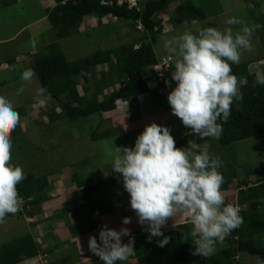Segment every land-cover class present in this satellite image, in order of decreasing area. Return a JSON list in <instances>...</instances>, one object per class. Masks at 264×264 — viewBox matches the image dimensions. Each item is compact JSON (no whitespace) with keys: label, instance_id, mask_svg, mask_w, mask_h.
I'll return each mask as SVG.
<instances>
[{"label":"trees","instance_id":"16d2710c","mask_svg":"<svg viewBox=\"0 0 264 264\" xmlns=\"http://www.w3.org/2000/svg\"><path fill=\"white\" fill-rule=\"evenodd\" d=\"M15 1L0 0V3L7 4ZM52 1L53 4L45 9V18L56 39L74 34L79 31V28L83 29L82 26L89 23L90 26L98 28L120 19L128 20L131 28L138 32L139 37L132 38L131 41L115 48L97 51L92 55L74 61H67L61 51L51 48L55 43L51 37L47 40V42L50 40L49 44L45 42L47 48L44 53L38 55L35 53L33 58H31L33 53H29V62L27 64L23 63V65H26L25 69H33L39 88L44 89V93L55 102V108H59V112L51 110L43 113L48 122H54L61 118L75 122L89 116L112 112L116 109L119 101L126 104L124 107L129 111L131 110L133 115H136L137 106L135 102L137 98L150 90L148 82L156 78L155 71L152 68L157 59L153 51V43L157 35L164 30L165 23L170 24V26L171 24L181 25L206 18L205 12L191 0H135V6H129L127 0ZM258 1L260 0L254 1L253 4L258 6ZM162 14L166 15L165 19L161 18ZM259 19L260 23L258 25L260 27L256 28V40L264 49V11ZM1 62L8 63V60L6 58L1 59ZM111 62L113 63V72L120 81L115 88L103 94L104 87L107 86L106 72L99 69L96 78V74L90 71V67H100ZM248 65L249 61L231 65V73L236 76L238 81L239 98H233L230 105L229 119L227 123L223 124V132L218 140L221 145H230L235 141L254 137L264 132V84L257 83L258 76L249 72ZM262 78H264V75ZM91 79H94L91 89L78 88L79 84L82 82L88 83ZM99 96H101L100 99ZM41 107L39 106L37 110L42 112L43 108L40 109ZM15 110L19 113V109ZM217 122L220 123V121ZM95 127L96 129L90 132L92 140L112 137L113 131L111 129L100 130L99 123H96ZM19 129L20 125H17L10 133V138L18 134ZM117 132L125 135L121 130H117ZM206 139L209 141L212 138ZM190 142L202 143L197 136L189 135L188 132L183 137L175 140V146L177 148L189 147ZM106 170L108 172L112 171L111 169ZM249 170L241 169L240 171L247 174ZM219 171L224 179L221 185L222 191H227L229 185L233 181L235 182L236 200L240 207L238 209L242 223L232 230L223 242H218L224 243L225 246L217 254L214 249L215 252L207 257L192 255L194 246L191 243L190 231L192 225L190 220L179 222L183 221L180 219L177 221L178 223L170 225L173 221L170 219L168 221L169 225L162 229L164 235L169 237V243L163 248L158 247L156 243L162 237H153L151 240L146 239L148 233L143 231L141 226L136 223L137 229H140L136 231L133 228L130 232L134 238V253L126 261L117 262V264H126V262L131 264H237L238 262L234 257L237 256L238 252L255 255L260 261L264 262V173H259L261 176L256 175L257 177L251 181L248 174L243 175L245 176L243 177L237 173L238 170L233 168H223ZM257 172L258 169L255 174ZM110 175L104 182L95 181L92 185L87 186L82 183V179L72 174L70 179L76 186L72 192L74 197L72 198L76 201V206L83 207V204L89 201L86 209H88L90 215L95 212L94 215L97 216L100 213L102 216L110 212L107 202L110 198L115 197V193H108L106 189L109 190L112 186L118 184L122 185L118 174L113 175L111 173ZM25 177L16 185L17 192L22 198V209L13 214L14 216L6 214L3 220L7 218L19 220L23 214H27L32 218L36 213L31 207L50 198L47 195L48 185L45 175L26 174ZM120 190H123V187ZM99 192L101 196L92 199L94 200L92 201L91 196L96 193L99 194ZM225 203L235 204L226 201ZM36 210H39V208ZM77 210L73 211L75 215L78 214ZM64 212L61 211L51 217V223L56 225L57 221L62 220ZM75 217L73 215L71 221L63 223L71 238L79 237L93 230H97V232L92 236H97L98 220L88 219L86 221L79 218L81 222ZM131 225L130 227H132ZM55 237H57L56 234ZM127 240L128 237H125L123 242L127 243ZM145 242L148 243V248L143 247ZM40 247V243H36L30 233L12 237L0 245V264H18L34 258L39 254ZM61 248H58L57 251H60ZM73 249L77 250L80 255L90 253L87 248V241L84 240L79 241L76 247L65 253L55 252V255H53V249H46L44 252L52 257V262L49 264H75L76 259L73 251L71 252ZM132 257H134V262L131 260ZM92 259L93 264H102L95 255Z\"/></svg>","mask_w":264,"mask_h":264},{"label":"rangeland","instance_id":"374dc122","mask_svg":"<svg viewBox=\"0 0 264 264\" xmlns=\"http://www.w3.org/2000/svg\"><path fill=\"white\" fill-rule=\"evenodd\" d=\"M191 1L205 12L206 18L204 20H195L189 24L181 25L171 24L170 26V24L165 23L164 30L157 35L153 43V51L156 57L160 58L168 55L164 48V41L172 36H178L184 31H191L195 34L197 30L207 27H214L221 31L225 28H231L233 33H236L239 32L243 26L251 28L254 25H258L260 23L259 16L264 11V0L258 1V6L253 4L256 0ZM51 4H53L52 0H16L13 3H0V60L6 58L9 63V65H7L8 63L6 64L7 68L3 70L0 69V83L5 82L0 86V94L10 97L14 102L15 109H19L20 111L18 114L20 118L18 123V125H20L19 132L13 138H10L12 142L10 162L13 163V165H19L23 169L25 175L32 173L36 176L43 175L47 169H73L74 166L72 162L78 161L83 157L90 160L89 164L94 165H91L90 169L96 170L101 166H103V169H111L112 161L117 154L116 147H131L137 135L142 132V129H144L148 123L139 124L136 126V129L133 128L128 130L129 127H133V125L125 123L124 121H126V119L122 117L123 114H116L115 112H105L96 116L78 119L75 122H70L66 118L48 122L43 113L51 110L59 112V108H55V102L52 101L46 93L39 94L40 88L35 75L30 82L21 80V73L25 68L21 64L14 62V60H16L14 55L19 54L22 55L23 59H26L29 57V53H33L31 58H33L35 53L37 55L42 54L46 51L47 43L49 44L50 42V40L48 42L47 40L51 37L55 42L51 48L61 51L67 61H74L92 55L97 51H104L125 44L131 41L132 38H138V32L131 28L128 20L120 19L98 28L90 26L89 23L82 26L83 29L79 28V31L74 34L56 39L44 16L45 9ZM161 16L162 19L166 18L164 14ZM231 17L238 18L242 23L234 25L225 24V21ZM256 35L257 33L255 30L250 38L252 44L251 50L242 51L238 63L249 61V72L255 73L258 77H262L264 75V49L256 40ZM171 65H174L173 59L171 60ZM99 69L106 72L107 86L104 87L102 92L105 94L115 88L120 79H118L113 72L112 62L100 67H90V71L96 74V78ZM170 71L171 69L168 68L165 71L166 75ZM93 80L94 79H91L88 83L82 82L78 85V88L91 89L93 87ZM153 83L155 82L150 80L148 86L151 88ZM155 86L157 87V83ZM21 87L23 88V92L17 95L16 90ZM145 95L146 105L144 104L143 107L139 108L140 116L145 114L159 116L155 117L156 121L153 122L168 127L174 140L179 139L185 126L182 125L178 117L169 112L171 109L165 112L166 109L160 107L162 104H159V102L162 94L155 90H149ZM101 96L98 98L100 99ZM38 99L43 101L39 104V106H42L40 109L43 108L42 112L37 110L39 107L33 105V103H38ZM28 100L30 103H26ZM125 105L126 104L119 101L118 106L120 108ZM122 118L124 119L122 120ZM127 118L129 121L133 119L130 116H127ZM107 119H112L111 123L113 122L114 124H109ZM96 123H99L100 130L105 128L111 129L113 131L112 137L104 138L100 141L92 140L90 138V132L96 129ZM119 124H124L125 127ZM23 129H26V131H23ZM117 130H121L125 135L117 132ZM130 134L133 136H130ZM208 143L210 145V151L220 158L222 164L220 169L233 168L238 170L237 173L241 176L248 174V178L251 177V181L257 177L255 174L257 169L261 170V174L264 173V132L254 137L235 141L230 145H221L218 143V140L215 139L209 140ZM241 169L250 170L246 174V172L240 171ZM106 172L107 175L113 173L112 171ZM59 176L60 180L50 178L51 181L56 182L58 186H54V182L52 183L51 191L47 192L50 200L46 201L45 206L40 203V206L44 207L42 211L37 213L33 205L31 208L36 214L32 218L27 219L26 217H21L20 220L8 218L7 220L0 221V245L12 237L14 238L31 232L34 241L41 245L39 254L33 258L31 263L49 264L52 262V257L44 252L46 249H53V255H55V252L65 253L69 249L76 247L78 241H81L84 237L92 236L97 232V230H93L79 237L71 238L63 223L71 221L73 215L76 216L75 218H78L77 220L79 221L82 219L86 221H88V219L92 221L98 220V231L102 225H107L112 229L126 227L130 232L133 228L136 231L140 229L136 227V218L133 211L128 206V194L124 189L117 190L116 196L119 197L120 200H118L119 198L117 199V197L108 200L107 207L110 208V212L102 216L100 213H98L99 215L97 216L94 215L95 212H93V215H90L88 209H86V205H89V201L84 204L82 203L84 205L83 207L76 206L77 203L73 200L74 197L72 196V192L75 190L76 186L72 181L67 180L70 176L67 175L66 178L65 171L59 173ZM85 181V185H92V181L89 180V178L86 177ZM121 187L123 186L121 185ZM110 190L111 189H106L108 193H111ZM235 192V182L233 181L232 185H230V190L223 193L227 198L225 201L236 202ZM92 197H97V195L93 194ZM121 202L124 204L120 206L119 204ZM75 209H78L77 215L73 213ZM61 211H65L63 219L57 221L56 225L51 223V217H54L55 214ZM11 216L14 215L11 214ZM126 216L131 217V223L122 225L120 222L119 224V221ZM79 218H81V220ZM180 219L183 221L190 220L186 213L179 214L175 220L177 222ZM176 222L173 220L170 225ZM130 224H132V228ZM53 225L55 226L52 227ZM118 225L120 226L117 227ZM168 225L167 223L165 227ZM55 230L56 232H54ZM41 234L45 235L42 240L39 238ZM55 234L57 237H55ZM147 244L148 243L145 242L143 247L148 248L149 245ZM224 246V243L215 244L214 249L216 252L213 250L211 254L214 252L217 254ZM60 247H62L61 250L57 251ZM75 249L71 250L76 259L75 264H93L92 258L94 255L92 253L80 255ZM234 259L237 260V264H261L262 262L257 256L246 252H238ZM131 260L134 262V257H132ZM126 264L131 263L126 262Z\"/></svg>","mask_w":264,"mask_h":264},{"label":"clouds","instance_id":"9594fccd","mask_svg":"<svg viewBox=\"0 0 264 264\" xmlns=\"http://www.w3.org/2000/svg\"><path fill=\"white\" fill-rule=\"evenodd\" d=\"M127 3L135 6V0ZM241 23L235 17L225 21L227 25ZM259 27L243 26L236 33L231 28L221 31L214 27L199 29L195 34L184 31L164 41L168 55L154 62L169 57L171 68L174 60L171 81L175 87L167 95L171 113L190 130L189 135L204 141L177 148L169 128L152 122L137 135L131 147H116L111 170L119 175L128 194V206L136 222L148 233L146 239L162 237L156 241L158 247L169 243L162 229L181 213H186L192 225V255L203 257L210 255L214 245L223 242L242 223L239 207L225 203L221 190L224 179L219 171L222 164L219 156L210 151L206 138L221 137L233 98H239L238 81L231 73V65L240 61L242 51L251 50L250 38ZM165 74L161 80L156 76L152 81L162 82ZM34 75L33 69L28 68L20 78L30 82ZM164 83L169 86V80ZM257 83L264 84V78L257 77ZM44 91L40 89L39 94ZM22 92V87L16 90L17 95ZM19 119L13 100L0 94V221L6 214L22 209L16 185L26 177L19 165L10 162V133ZM121 223H131V217H123ZM123 237H128L127 243L122 242ZM133 245L134 238L126 227L116 230L102 225L97 236L87 238L88 251L102 264L126 261L134 253Z\"/></svg>","mask_w":264,"mask_h":264},{"label":"crops","instance_id":"0c3cea01","mask_svg":"<svg viewBox=\"0 0 264 264\" xmlns=\"http://www.w3.org/2000/svg\"><path fill=\"white\" fill-rule=\"evenodd\" d=\"M45 16V15H44ZM29 55V54H28ZM14 58L16 59V60H14V62L15 63H17V64H21L24 68L26 67V65H23V63H25V64H27L28 62H29V60L28 59H30V57H27L26 59H23V57H22V55H19V54H15L14 55ZM158 58V57H157ZM1 63H3V64H1ZM0 63V69L1 70H3V69H5V68H7L6 66L7 65H9V64H7V62H1ZM7 64V65H6ZM171 71L166 75L165 74V77H164V79H163V81L162 82H155V83H153V86L150 88L149 87V89L152 91V90H155L156 92H158V93H160V94H162L161 95V99H160V102H159V104H162L160 107L161 108H165L166 110H165V112H168L169 111V109H170V106H169V104H168V101H167V95H168V93L171 91V89L173 88V87H175V82L174 81H171V74H172V72L174 71V65H171ZM165 79H167V80H169V86H165V83H164V80ZM5 82H1L0 83V86H2V84H4ZM156 83H157V87L155 86L156 85ZM145 94H143V95H141V96H139L138 98H137V100H136V102H135V104H136V115H133L132 113H131V110L129 111V110H127L125 107H119L118 105H117V107H116V109H114L113 111H112V113L113 112H115L116 114H123L122 115V117H124L125 119H126V121H124L125 123H127V124H130V125H133V127H129V129L128 130H131V129H133V128H135L136 129V126H138L139 124H145V123H152L153 121H156V118L155 117H159V116H152V115H148V114H145V115H143V116H140V112H139V108L140 107H143V105L145 104L146 105V101H145ZM143 102V103H142ZM153 102V101H152ZM26 103H30V101L28 100V101H26ZM39 104H41V103H36V104H34L33 103V105L35 106H37V107H39ZM118 108V109H117ZM170 113H171V110L169 111ZM19 113H20V111H19ZM18 113V114H19ZM172 114V113H171ZM159 115H163V114H159ZM127 116H130V117H132L133 119L131 120V121H129V119L127 118ZM124 118H122V120L124 119ZM146 118V119H145ZM107 121H108V123L110 124L111 123V121H112V119L111 120H108L107 119ZM156 123V122H155ZM111 124H114L113 122L111 123ZM119 125H121L122 127H125L124 126V124H119ZM185 128V127H184ZM119 131V130H118ZM190 130L189 129H187V128H185L184 130H183V132H182V134L180 135V137H183L185 134H187L188 132H189ZM130 136H131V134H130ZM101 140V139H100ZM99 140V141H100ZM204 141H202V143H203ZM207 142H209V141H207ZM190 143H193V142H190ZM14 162V161H13ZM89 162H90V160L89 159H86V158H80V160H78V161H74V162H72L73 164V166H74V168L73 169H47V171L43 174V175H45L46 176V181H47V185H48V191H51V186H52V183L54 182V181H51V179L50 178H53V179H55V180H60V176H59V173H61L62 171H65V176H66V178H67V175L68 176H70V177H68V179L67 180H69V181H71V176H72V174H74L77 178H79V179H82V183L83 184H86V181H85V179H86V177L87 178H89V180H91L92 182L91 183H93V182H95V181H102V182H104L107 178H108V176H111L110 175V173L107 175V170L106 169H103V166H101V167H99V169H96V170H93V169H90V167H91V165H93V164H89ZM71 164V163H70ZM94 166V165H93ZM88 167H89V169H88ZM79 168H81V169H79ZM106 170V171H105ZM59 172V173H58ZM261 172V170H259L258 169V172L256 173V175H259V173ZM56 173H58L57 175H55ZM32 174V173H31ZM113 174V173H112ZM32 175H34V174H32ZM114 175V174H113ZM34 176H36V175H34ZM54 184V186H58L57 184H56V182H54L53 183ZM230 185H232V183L230 184ZM230 185H229V188L227 189V191H229L230 190ZM60 187V186H59ZM120 187H121V185L120 184H118V185H115V186H112L110 189V191L112 192V193H115V197H117L116 196V193L118 192L117 190H119L120 189ZM60 189H61V187H60ZM235 190H236V188H235ZM223 193H225L226 192V190L225 191H222ZM236 193V192H235ZM96 195H97V197L98 196H101V194H100V192H99V195H98V193H96ZM92 197V196H91ZM97 197H92V199L94 198V199H96ZM225 197V200L227 199L226 198V196H224ZM235 197H236V194H235ZM119 197H117V199H118ZM48 200H50V198L49 199H47V200H44V201H42L41 203L45 206V204H46V201H48ZM118 200H120V198L118 199ZM227 202H233V201H227ZM121 204H124L123 202H121L119 205L121 206ZM34 206H36L35 207V210L37 209V208H39V210H36L37 211V213H39L40 211H42L43 209H44V207H42V206H40V203H36ZM234 206H236V207H239L238 206V204H237V201H236V203L234 204ZM124 208V207H123ZM134 213V212H133ZM182 214H184V213H182ZM181 216V215H180ZM21 217H23V218H31V217H29L27 214H24V215H22ZM20 217V218H21ZM8 219V218H7ZM6 219V220H7ZM20 220V219H19ZM121 222V221H120ZM182 222H185V220L184 221H182ZM176 223H178V222H176ZM120 224V223H119ZM120 225H118L117 227H119ZM132 228V227H131ZM117 229H119V228H116V230ZM28 233H30L31 234V232H28ZM43 237H45V235H43V234H41L40 236H39V238H41L40 240H42V238ZM87 238H88V236H86V237H84V239H82V240H84L85 242L87 241ZM125 238V237H124ZM123 238V239H124ZM122 239V240H123ZM81 240V241H82ZM84 254H88V253H84ZM32 260H33V258H30V259H28V260H25V261H22V262H20V263H18V264H32L31 262H32Z\"/></svg>","mask_w":264,"mask_h":264},{"label":"built area","instance_id":"2783aa9c","mask_svg":"<svg viewBox=\"0 0 264 264\" xmlns=\"http://www.w3.org/2000/svg\"><path fill=\"white\" fill-rule=\"evenodd\" d=\"M169 57H164L160 59L158 62L153 64V68L155 70L157 80H161L164 72L169 68Z\"/></svg>","mask_w":264,"mask_h":264}]
</instances>
